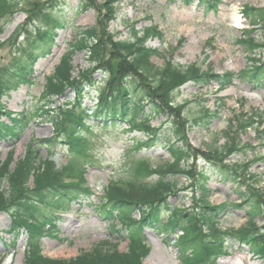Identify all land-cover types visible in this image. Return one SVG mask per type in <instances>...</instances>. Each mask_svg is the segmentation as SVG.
Returning a JSON list of instances; mask_svg holds the SVG:
<instances>
[{
  "label": "trees",
  "instance_id": "trees-1",
  "mask_svg": "<svg viewBox=\"0 0 264 264\" xmlns=\"http://www.w3.org/2000/svg\"><path fill=\"white\" fill-rule=\"evenodd\" d=\"M24 1L0 0V49L4 45L1 36L6 27L14 22L15 15L23 10ZM120 1L104 0L101 4L96 0L80 1L78 7L82 11L93 9L98 12L97 21L87 29L77 28L73 41L67 45L53 73L44 79L41 98L45 104L34 114L39 117L50 115L47 121L53 125L50 140L56 142L62 137V143L68 147L69 158L74 163L56 167L53 161L39 156L34 142L27 145L22 159L15 161L11 153L6 160H0V212L6 213L12 223L6 232L15 234L24 230L27 234V264H141V259L148 254V249L140 241L141 232L147 227L169 236L181 232L173 242L180 264H216L229 255V243L237 245V248H246L264 264V188L247 165L225 162L227 156L243 152L238 137L261 125L262 114L258 111L240 113L234 127L231 126V131L225 133L228 141L222 150L194 149L187 137L190 122L184 116L186 106L176 103V95L188 82L200 87L217 84L223 90L231 84L235 75H218L210 69L202 71L196 64L184 68L170 59L165 60L161 67L155 66L151 59L160 56L159 52L148 47L146 42L151 38H163L156 27L141 31L132 28L131 38L125 41L115 40L108 32L109 25L117 18ZM184 2L189 4L190 0ZM217 3L218 0H198V4L208 10L216 9ZM24 12L27 15L36 12L35 17H42L45 26L36 27L38 45L27 54L29 64L19 65L15 74L18 85L31 82L34 64L40 56L51 53L56 36L54 31L63 27L62 22L50 17L39 6ZM244 16L252 27L262 26L264 8L245 6ZM252 31L243 30L238 40L246 54L254 55L240 76L259 87L264 86V61L261 62L260 58L256 60L255 54L264 49V44L251 36ZM82 52L90 67L78 71L77 77H74L73 58ZM96 72L100 73L98 80L94 79ZM9 89V82L0 79V140L15 146L33 116L24 111L15 116L7 112L2 100ZM89 90H97L92 97L95 104L91 114L86 111L89 108L81 109ZM71 92L72 99L65 109L53 112L55 109L50 107L55 105V100ZM3 115L6 121H1ZM160 116L166 119L165 129L160 126L162 124L157 127L151 125V121ZM216 116V113L204 110L194 123L209 124ZM90 122L100 123L102 127L123 125L126 133H141L144 139L133 137L137 152L160 143L167 150L169 160L152 166L142 158L132 174L134 180L110 182L104 190L99 202L103 218L110 220L116 234L121 230L114 222L121 223L126 229L129 239L126 253H118L114 246L112 253L103 251L102 247L106 245L101 244L92 252L74 259L52 260L42 255L41 240L46 236L57 238L56 223L60 214L65 213L69 205H79L93 196L86 185L85 164L81 162L89 158V143L81 132L92 131ZM261 134H264L263 130L258 132V135ZM245 147L255 149L250 145ZM199 156L218 167L225 181L234 183L238 204L225 202L211 206L209 177L196 169L195 162L189 163ZM258 159L264 161V156ZM153 176L156 177L154 182L142 181ZM181 177L186 179L187 185H181L180 189L178 179ZM3 184L8 186V195L2 191ZM187 189L191 190V208L171 206V197ZM229 205L245 211L246 222L239 229L220 228L219 218L227 213ZM163 211L166 212L165 218L161 216ZM134 213H138V219L133 217ZM258 221L262 222V226L257 225Z\"/></svg>",
  "mask_w": 264,
  "mask_h": 264
},
{
  "label": "rangeland",
  "instance_id": "rangeland-1",
  "mask_svg": "<svg viewBox=\"0 0 264 264\" xmlns=\"http://www.w3.org/2000/svg\"><path fill=\"white\" fill-rule=\"evenodd\" d=\"M26 0L22 2L20 10L14 17V22L6 27L1 36L4 42L0 49V79L8 81L11 89L7 91L2 100L7 112L12 116L25 112L33 116L31 123L21 139L15 146L0 140V160L4 161L13 153L14 160L18 161L25 156L27 145L34 142L39 156L53 161L56 167L74 163L69 158L68 147L62 143V137L52 142L53 125L48 121V116L39 117L36 112L45 104L42 101L44 79L51 75L60 58L67 50V45L73 41L77 28L87 29L95 25L98 12L93 9L81 10L78 5L81 0ZM98 4L104 0H96ZM216 1V0H214ZM41 7L50 17L62 22L63 27L57 28L51 53L40 56L33 66L31 82L20 84L17 76L19 65L29 64L27 54L38 45L36 40V27L45 26L42 17L27 15L24 11L32 7ZM264 8V0H218L216 9H205L198 4V0H121L117 4V18L109 27L108 32L115 40L125 41L131 38L132 28L141 31L151 26L156 27L163 35L162 39L151 38L146 42L148 47L158 50L159 55L151 59V63L161 67L165 60L170 59L181 67L196 64L202 71L210 69L218 75L232 73L235 75L231 84L220 90L217 84L200 87L191 82L185 84L175 97L177 104L186 106L184 116L189 120L187 130L189 143L194 149L206 151L208 148L222 150L228 138L225 133L234 127V121L240 113L262 114V124L254 126L245 134L238 137L243 152L227 156L225 162L242 163L248 166L251 174L259 178L260 186L264 188V161L258 158L264 156V86H255L249 79H243L240 72L250 64L254 55L246 54L238 40L243 30H253L251 36L264 44V23L252 27L249 19L244 16V8ZM29 16V17H27ZM38 18V19H37ZM235 21L238 22L235 23ZM41 28V27H40ZM256 60L264 61V49L256 51ZM73 76L77 77L78 71L90 67L84 52L78 53L73 58ZM100 73L94 74L98 80ZM101 86V85H99ZM97 90H89L84 106L81 109L91 108L95 102L92 97ZM72 99V92L65 97L55 100V105L50 107L58 112L65 109L67 102ZM204 110L216 113L209 124L194 121L200 118ZM87 111V110H86ZM50 114V113H49ZM1 121H6L3 115ZM92 131L81 132V136L89 143V158L83 160L86 168V185L92 191L89 200L81 201L79 205L71 204L63 213L57 224L58 237L46 236L41 240L42 255L52 260H70L83 253L92 252L103 244V251L112 253L113 248L120 254L128 251L129 239L126 229L121 223L114 222L121 231L116 234L110 220L103 218L100 209L104 190L110 182L134 180L133 172L138 160H148L150 165L158 166L168 162L167 150L160 144L148 150L136 151L133 137L144 139L141 133H126L123 125H108L102 127L100 123L90 122ZM162 124V125H160ZM152 126L167 127L164 117H156L151 121ZM123 126V127H122ZM235 135V134H234ZM41 141V142H40ZM250 145L254 150L245 147ZM196 169L203 171L209 177L210 189L209 202L211 206H218L225 202L238 204L236 186L232 181H225L218 167L203 157L195 161ZM156 177L142 181L154 182ZM187 185L185 178L178 179V188ZM2 191L8 195V186L3 184ZM191 190H181L178 195L171 197V206L191 208ZM166 212L161 216L165 218ZM135 219L139 218L134 213ZM246 222L244 209H236L230 205L227 213L219 218L222 229H239ZM8 215L0 212V263L1 264H27L26 251L28 237L24 230L15 234L7 233L11 228ZM258 226L262 222L258 221ZM181 234H165L152 228H145L140 241L148 249V254L141 259V264H180L178 252L173 240ZM169 236V239H168ZM109 242V244H105ZM14 246L12 247V245ZM231 246L229 256L217 261V264H261L246 248Z\"/></svg>",
  "mask_w": 264,
  "mask_h": 264
},
{
  "label": "bare ground",
  "instance_id": "bare-ground-1",
  "mask_svg": "<svg viewBox=\"0 0 264 264\" xmlns=\"http://www.w3.org/2000/svg\"><path fill=\"white\" fill-rule=\"evenodd\" d=\"M235 23H237V25H239L237 21H235ZM228 263H229V262H225V261H224V264H228Z\"/></svg>",
  "mask_w": 264,
  "mask_h": 264
}]
</instances>
